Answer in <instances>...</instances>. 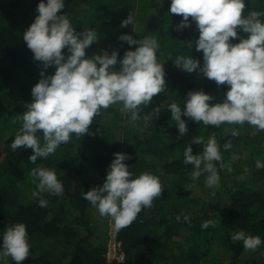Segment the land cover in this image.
<instances>
[{"label":"trees","instance_id":"16d2710c","mask_svg":"<svg viewBox=\"0 0 264 264\" xmlns=\"http://www.w3.org/2000/svg\"><path fill=\"white\" fill-rule=\"evenodd\" d=\"M139 2L64 0L60 15L67 14L77 32L86 27L96 30L98 41L86 49L91 58L105 51L111 55L114 50L118 56L123 55L128 43L119 37L124 31L134 39L155 36L166 90L148 106H141L135 122L131 113L120 111V104L102 109L88 134H72L70 141L61 144L54 154L37 158L33 164L29 160L32 149L12 151L10 145L17 130L9 120L22 115L25 105L32 101L31 90L41 79L40 73L54 75L56 68L44 69L23 39L38 15L40 0H0V84L6 85L5 90L0 89V115L5 127L0 134V249L7 227L23 223L30 252L22 264H107L110 218L100 221L94 214L97 209L84 199V193L102 187L114 154L119 152L131 157L124 163L133 178L147 171L158 176L163 186V194L153 201L152 208L143 209L129 227L118 230L125 252L120 264H206L212 258L218 264H264V168H256L257 160L264 164V131L248 123L205 126L182 115L188 132L177 139L179 130L171 119L169 105L175 102L183 110L187 93L200 90L213 96L210 103H222L228 86L218 87L199 69L188 73L174 64L177 56H192L203 65V53L195 50L199 32L191 18L190 27L178 29L183 18L169 13L171 0H148L150 19L139 12ZM244 2L245 15L250 11L264 12V0ZM130 14L132 23L121 27ZM260 19L264 21V16ZM238 34L240 38L248 35L242 30ZM231 42L239 43V39ZM136 47L133 45L132 50ZM63 51L65 57L70 54L67 48ZM119 68L117 64L115 70ZM157 106L159 115H153L146 126L143 117ZM233 129L238 136L231 135ZM213 135L220 144H232L228 150L220 147L223 162L231 171L228 167L221 169L217 163L218 188L205 185L206 173L192 180L189 174L193 166L184 163L183 155L187 146L192 147L193 155L202 154ZM37 136L43 143L42 133ZM199 138L203 144L193 143ZM36 167L56 173L63 185L61 195L44 192L33 197L39 181L34 182L31 170ZM188 185L193 187L189 189ZM39 199L47 201L46 207L39 206ZM180 200L184 208L177 213ZM208 220L215 221L216 226L203 228ZM241 230L246 235L259 236L260 246L254 251L246 250L243 241H233L232 235ZM36 242L40 244V254L35 250ZM0 264L16 262L11 257L5 261L0 255Z\"/></svg>","mask_w":264,"mask_h":264},{"label":"clouds","instance_id":"9594fccd","mask_svg":"<svg viewBox=\"0 0 264 264\" xmlns=\"http://www.w3.org/2000/svg\"><path fill=\"white\" fill-rule=\"evenodd\" d=\"M65 7L64 0H40L38 15L24 32L23 39L34 59L42 62L44 69L55 66L54 75L45 76L31 90L32 101L25 105L20 116L22 127L10 147L12 151L24 147L32 149L29 160L36 164L37 158H47L55 153L61 144L70 141L72 134L83 137L101 110L120 104V111L131 113V120L139 119L141 106H148L153 98L166 90L163 64L158 62L160 47L155 36L134 39L123 34L121 41L138 45L127 50L118 60V52L86 58V49L98 41L95 29L85 28L77 32L67 14L59 13ZM244 0H171L169 13L182 16L178 29L190 27L189 18L195 22L199 37L195 50L203 53V65L192 56H177L174 64L183 71L199 73L216 85L228 86L224 102L212 104L213 96L203 90L189 91L183 110L173 102L169 105L171 119L175 121L179 136L188 132L182 115L197 124L220 127L222 124L244 125L248 123L264 131V12L250 11L245 15ZM130 14L122 21L121 27L132 23ZM239 30L247 38L239 37ZM239 39V43L231 41ZM190 41L188 45H191ZM70 53L64 55V49ZM117 63L119 70H115ZM160 107L143 117L145 125L153 115L158 116ZM15 122V121H14ZM226 131H228L226 129ZM42 133V140L37 133ZM232 136H238L231 130ZM193 143L203 144L202 138ZM232 147L231 141L223 145L225 150ZM184 163L192 165V180L202 174L208 188H218L221 169L228 167L223 162L220 145L215 136L208 138L202 154L193 155L187 146L183 153ZM109 165L102 187H94L84 193V199L95 207L101 217L110 218L116 230L129 227L145 208H152L153 201L163 194L158 176L142 172L135 178L124 163L130 159L125 153H115ZM256 168H264L259 160ZM247 172L248 170L245 169ZM37 191L33 197L48 192L63 193V185L53 170L36 167L31 170ZM193 185H188L190 189ZM47 201L39 199V206L46 207ZM187 220V217H185ZM216 226L213 220L205 221L203 228ZM233 241H243L246 250H255L261 244L259 236L246 235L244 231L232 235ZM0 255L11 257L16 264L28 258L30 245L26 225L16 223L7 227L3 234Z\"/></svg>","mask_w":264,"mask_h":264},{"label":"rangeland","instance_id":"374dc122","mask_svg":"<svg viewBox=\"0 0 264 264\" xmlns=\"http://www.w3.org/2000/svg\"><path fill=\"white\" fill-rule=\"evenodd\" d=\"M148 4H149V2H148V0H140V2H139V12L141 13V14H144V15H147V17L150 19L151 17H150V15H148L147 13H148V11H147V9H148ZM60 14V13H59ZM126 31H124L123 32V34L125 33ZM133 49V45H127L126 44V46H125V51H127V50H132ZM125 53V52H124ZM110 55V54H109ZM123 56H124V54L123 55H120V56H118V60L119 59H122L123 58ZM86 58H91L90 56H89V54H88V52L86 51ZM117 64H119V63H117ZM120 65V64H119ZM0 89L1 90H5L6 89V85L4 84H0ZM20 116L21 115H18V116H12V118L9 120V124L12 126V128L13 129H15V130H17V133L20 131V129H21V127H22V121H21V119H20ZM15 121V122H14ZM3 122H4V118L0 115V134L4 131V128L5 127H3ZM92 137V139L94 138V134L91 136ZM91 139V140H92ZM219 145H220V147L222 148L223 147V143H218ZM191 180V179H190ZM183 201H178L177 202V204H176V208H177V210L178 211H175V212H177V213H180V211L179 210H181L182 208H184V205H183ZM222 209V208H221ZM182 212V211H181ZM94 214H95V216L97 215L99 218H100V221H102L103 219H105V217H101L100 216V214H99V212H98V210H95L94 211ZM105 224H103L102 226H104ZM35 250H36V252L38 253V254H40L41 253V247H40V244L38 243V242H36V244H35ZM8 259V257H4L3 256V260H7ZM206 264H218V261H217V259H215V258H212L210 261H208Z\"/></svg>","mask_w":264,"mask_h":264},{"label":"built area","instance_id":"2783aa9c","mask_svg":"<svg viewBox=\"0 0 264 264\" xmlns=\"http://www.w3.org/2000/svg\"><path fill=\"white\" fill-rule=\"evenodd\" d=\"M107 264H120L125 259L122 242L118 239V230L115 229L111 219L107 223Z\"/></svg>","mask_w":264,"mask_h":264}]
</instances>
